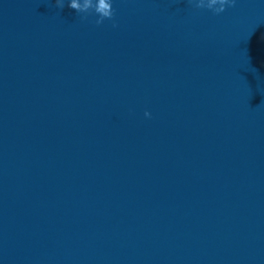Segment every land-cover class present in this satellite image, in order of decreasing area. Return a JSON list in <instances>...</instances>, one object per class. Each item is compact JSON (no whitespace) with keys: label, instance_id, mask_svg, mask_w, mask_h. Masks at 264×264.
<instances>
[{"label":"water","instance_id":"95a60500","mask_svg":"<svg viewBox=\"0 0 264 264\" xmlns=\"http://www.w3.org/2000/svg\"><path fill=\"white\" fill-rule=\"evenodd\" d=\"M63 3L0 0V264H264V0Z\"/></svg>","mask_w":264,"mask_h":264},{"label":"clouds","instance_id":"9594fccd","mask_svg":"<svg viewBox=\"0 0 264 264\" xmlns=\"http://www.w3.org/2000/svg\"><path fill=\"white\" fill-rule=\"evenodd\" d=\"M193 2V0H190ZM235 0H195V7L197 8H208L211 9L214 13H221L225 11L226 6L234 5ZM57 4L61 9L64 7L63 0H57ZM68 6L77 12H82L84 9H81V6L77 3V0H69ZM96 12L99 13V18L96 19V24L103 23L105 18L112 19L114 17L115 10L112 7L111 0H100V7L96 9ZM146 116H149L150 113L145 112Z\"/></svg>","mask_w":264,"mask_h":264}]
</instances>
